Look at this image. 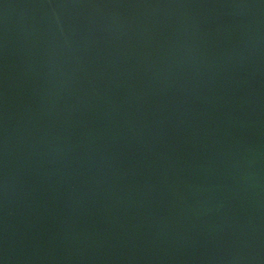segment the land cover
I'll list each match as a JSON object with an SVG mask.
<instances>
[{
  "label": "water",
  "instance_id": "water-1",
  "mask_svg": "<svg viewBox=\"0 0 264 264\" xmlns=\"http://www.w3.org/2000/svg\"><path fill=\"white\" fill-rule=\"evenodd\" d=\"M0 264H264V0H0Z\"/></svg>",
  "mask_w": 264,
  "mask_h": 264
}]
</instances>
